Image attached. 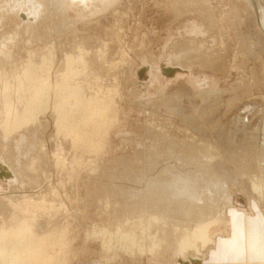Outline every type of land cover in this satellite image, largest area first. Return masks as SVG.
<instances>
[{
    "label": "rangeland",
    "instance_id": "1",
    "mask_svg": "<svg viewBox=\"0 0 264 264\" xmlns=\"http://www.w3.org/2000/svg\"><path fill=\"white\" fill-rule=\"evenodd\" d=\"M66 1L0 0V247L201 264L264 214V0Z\"/></svg>",
    "mask_w": 264,
    "mask_h": 264
},
{
    "label": "crops",
    "instance_id": "2",
    "mask_svg": "<svg viewBox=\"0 0 264 264\" xmlns=\"http://www.w3.org/2000/svg\"><path fill=\"white\" fill-rule=\"evenodd\" d=\"M252 207L226 212V232L215 238L201 264H264V214Z\"/></svg>",
    "mask_w": 264,
    "mask_h": 264
},
{
    "label": "bare ground",
    "instance_id": "3",
    "mask_svg": "<svg viewBox=\"0 0 264 264\" xmlns=\"http://www.w3.org/2000/svg\"><path fill=\"white\" fill-rule=\"evenodd\" d=\"M30 1H32V0H30ZM62 2H64V1H66V0H61ZM71 1H73V0H71ZM82 1V0H81ZM59 2H60V0H59ZM67 2V1H66ZM256 5V4H255ZM60 6V5H59ZM32 7L33 8H35V4L32 2ZM28 8H29V6H28ZM257 9V8H256ZM259 17V16H258ZM260 18H261V21H260V24H261V26H262V29L264 30V19L262 18V16H260ZM260 20V19H259ZM41 64V63H40ZM40 66V65H39ZM32 67H34V66H32ZM41 68V67H40ZM33 70L32 71H34V68H32ZM27 73H26V78H27V80H29V82H30V80H32V71H31V69L29 68H27ZM36 71V70H35ZM71 71V70H70ZM68 72V71H67ZM65 73H66V71H65ZM64 73V74H65ZM70 74H73V73H70ZM77 74V73H76ZM72 76V75H71ZM48 79V78H47ZM38 81H40V80H38ZM36 82V81H35ZM63 84V83H62ZM45 85V84H44ZM32 86V85H31ZM56 87V86H55ZM72 88V87H71ZM44 89V88H43ZM62 89V88H61ZM42 91V90H41ZM48 91V90H47ZM47 91H45V94H46V92ZM62 91V90H61ZM64 91V90H63ZM43 92V91H42ZM39 93V92H38ZM37 93V94H38ZM36 95V94H35ZM72 95V94H71ZM38 96V95H37ZM69 96V95H68ZM28 100H29V98H28ZM101 100V99H100ZM41 101V100H40ZM31 103H33L32 101H30ZM96 104H98V103H96ZM35 106H36V104H34ZM42 105V104H41ZM79 105H80V102H79ZM28 106V105H27ZM38 106H40V105H38ZM76 106V105H75ZM30 107H31V105H30ZM29 107V108H30ZM41 107V106H40ZM58 107V106H57ZM92 107V106H91ZM37 108V107H36ZM35 109V108H34ZM76 109H78V108H76ZM88 109H89V107H88ZM26 110V109H25ZM75 110V109H74ZM100 109H98V111H99ZM27 111V110H26ZM58 111V110H57ZM79 111V110H78ZM80 112V111H79ZM87 113V112H86ZM91 113V112H90ZM99 113V112H98ZM28 114V113H27ZM92 114H93V112H92ZM23 116V115H22ZM32 116V115H31ZM81 116H83V114L81 115ZM92 116V115H91ZM106 120V119H105ZM92 123V122H91ZM71 124V123H70ZM93 124V123H92ZM94 126V125H93ZM4 130V129H3ZM85 131V130H84ZM76 138V137H75ZM81 142V141H80ZM2 175H4V176H7V171L6 172H4L3 171V174ZM208 223V222H207ZM205 226H207V225H205ZM203 227L204 226H198L197 228H195L194 230H196V234H195V236H197V235H199V236H202L203 235V233L205 232V231H203ZM21 228V227H20ZM15 229H17V228H15ZM24 229V228H23ZM26 229V228H25ZM3 230V229H2ZM8 230V229H7ZM12 230V229H11ZM18 230V229H17ZM20 230V229H19ZM18 230V231H19ZM27 230V229H26ZM16 231V230H15ZM18 231H16V232H18ZM16 232H15V234H16ZM3 233V232H2ZM8 233V232H7ZM12 233V232H11ZM14 233V232H13ZM19 233H21L20 231L15 235H13V234H11V235H9V233H8V235L11 237L12 235L14 236H12L13 238L12 239H10L9 241L11 242L10 244L7 242V244L9 245H7L8 246V249L6 250H4V248L5 247H0V256H2L4 259H5V257H7V258H13V262L14 261H16V259H18V257H19V255L22 253V254H24V252L26 251V254H24L25 256L23 257V259L21 260V258H20V260H21V263L20 264H23L24 262H27V264H29V263H35V264H38L40 261H42V260H44V259H42L43 258V253H41V252H39V254H37L36 256H32V252H31V247L28 245L29 244V242L31 241H27L28 243H25L24 241V238L23 237H21L20 236V234ZM23 233V232H22ZM5 234H6V232H5ZM192 234V233H191ZM207 236V235H206ZM205 235H204V239L202 240V241H204L205 239H207V237H206ZM190 237V236H189ZM23 238V239H22ZM8 239V238H7ZM27 239V238H26ZM29 239V238H28ZM32 240H33V238H32ZM39 241V240H38ZM36 242V241H35ZM5 243V238L4 237H2V235H0V244H2V246H3V244ZM30 243H32V241L30 242ZM38 243V242H37ZM193 243V242H192ZM6 245V244H5ZM36 245V244H35ZM39 245V244H38ZM183 245H185V244H183ZM182 245V246H183ZM1 246V245H0ZM35 247V246H34ZM39 247H40V245H39ZM38 249V248H37ZM32 251H35V248H34V250H32ZM39 251V250H38ZM37 251V252H38ZM5 255V256H4ZM20 257H22V256H20ZM3 258H2V260H3ZM47 258H45V260H46ZM1 260V259H0ZM2 262V261H1ZM8 262H10V264H12L13 262H12V260H8ZM43 262V261H42ZM42 262H41V264H42ZM44 263H46L45 261H44ZM6 264V263H5ZM15 264V263H14Z\"/></svg>",
    "mask_w": 264,
    "mask_h": 264
}]
</instances>
